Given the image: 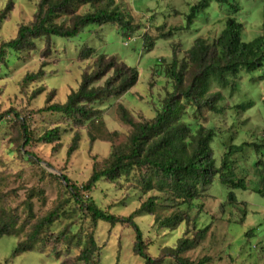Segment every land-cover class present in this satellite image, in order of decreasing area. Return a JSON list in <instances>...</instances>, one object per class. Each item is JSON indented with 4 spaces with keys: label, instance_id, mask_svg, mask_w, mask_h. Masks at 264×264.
Masks as SVG:
<instances>
[{
    "label": "clouds",
    "instance_id": "obj_1",
    "mask_svg": "<svg viewBox=\"0 0 264 264\" xmlns=\"http://www.w3.org/2000/svg\"><path fill=\"white\" fill-rule=\"evenodd\" d=\"M0 0V264H264V0Z\"/></svg>",
    "mask_w": 264,
    "mask_h": 264
},
{
    "label": "trees",
    "instance_id": "obj_2",
    "mask_svg": "<svg viewBox=\"0 0 264 264\" xmlns=\"http://www.w3.org/2000/svg\"><path fill=\"white\" fill-rule=\"evenodd\" d=\"M9 7H11V0H10V4H9Z\"/></svg>",
    "mask_w": 264,
    "mask_h": 264
}]
</instances>
